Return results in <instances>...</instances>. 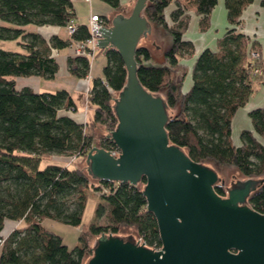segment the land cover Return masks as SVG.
Wrapping results in <instances>:
<instances>
[{"label":"trees","instance_id":"trees-1","mask_svg":"<svg viewBox=\"0 0 264 264\" xmlns=\"http://www.w3.org/2000/svg\"><path fill=\"white\" fill-rule=\"evenodd\" d=\"M104 1L113 10L123 11L119 0ZM216 1L148 0L145 17L172 36V45L164 53V64L149 63L148 49L138 47L137 78L150 92L164 89L168 107L179 106L178 114L168 120L166 131L170 142L185 147L192 160L232 165L246 177L264 175V106L249 112L253 131H241L240 145H235L231 137L233 115L247 102L254 80L261 74L253 72L261 71L259 57L251 56L254 46L237 28L244 9L254 0H224L232 28L220 39L217 50L204 49L194 59L192 85L186 93L181 91L180 60L193 53L192 45L182 40L187 13L201 16L200 26L204 28ZM171 4L174 9L168 23L165 10ZM0 20L18 27H66L74 20L73 5L71 0H0ZM106 24H110L109 19ZM89 36L85 24L77 25L66 40L52 36L48 41L19 28L0 26V40L21 38L26 51L21 54L0 48V232L7 220L24 224L13 227L7 235L0 234V264H82L84 255L92 253L88 246L91 237L117 234L121 227L134 229L146 246L161 247L156 220L147 211L140 191L143 182L136 188L128 183L91 180L82 167L50 161L52 155H65L72 161L86 156L93 145L86 128L102 125L108 132L115 128L117 119L110 103L126 80L118 52L107 48L96 54H103L106 63L101 77L94 78L89 86L86 100L93 114L85 124L63 113L77 108L68 91L36 93L29 87H16L17 77L53 78L58 65L51 51L68 48ZM67 68L71 76L86 78L90 59L72 56L67 59ZM97 146L117 151L109 138ZM88 190L99 193L95 216H105L108 225L83 226L78 244L69 249L42 221L50 218L79 226ZM215 191L225 195L218 185ZM249 204L264 214V183L251 194Z\"/></svg>","mask_w":264,"mask_h":264},{"label":"water","instance_id":"water-1","mask_svg":"<svg viewBox=\"0 0 264 264\" xmlns=\"http://www.w3.org/2000/svg\"><path fill=\"white\" fill-rule=\"evenodd\" d=\"M147 2L135 0L126 12L114 11L110 24L98 29L96 45L114 48L126 70L125 83L110 103L117 124L110 132L97 131L117 153L94 143L75 162L91 180L136 188L143 182L140 191L156 220L161 247L140 243L127 229L101 233L88 243L92 253L82 264H264V214L249 204L264 175L246 177L232 165H225L223 175L208 160H192L166 131L179 106L168 107L164 89L150 92L137 78V48L160 60L168 42L159 31L154 34L145 17ZM216 185L223 186L224 196Z\"/></svg>","mask_w":264,"mask_h":264},{"label":"crops","instance_id":"crops-1","mask_svg":"<svg viewBox=\"0 0 264 264\" xmlns=\"http://www.w3.org/2000/svg\"><path fill=\"white\" fill-rule=\"evenodd\" d=\"M130 1L131 0H119V3L121 7H127ZM71 2L73 5L74 20L77 25H88L89 19L92 14H98L105 19H109L115 11L104 0H91L90 2H86L84 0H71ZM173 9L174 5L171 4L165 10V18L168 23H170L171 21L169 15ZM187 15L188 25L185 31L183 32L182 40L189 42L192 45L193 53L189 56H184L180 60L179 75L181 77V91L183 93H186L192 85L191 72L194 59L204 49H210L213 51L217 50L220 39L224 36L228 29L232 28V26L228 22L227 10L224 5V0L216 1L215 6L207 17V23L204 28H201L200 26L201 16L195 14L193 11H189ZM240 21V24L237 26L239 32L243 33L249 38L250 44L254 46V50L259 53V59L261 63V74L257 77V79L254 80V90L250 94L247 102L242 107H240L233 115L231 137L235 145L241 144L240 133L242 130L253 131L249 112L253 109L261 108L264 106V7L261 6V0H254L252 3H250L244 9ZM0 26L19 28L26 33L38 34L46 41H48L52 36H56L62 40H66L69 38V34L66 30V27L64 26L27 24L18 27L2 20H0ZM152 27L154 34H157L159 31V35L161 37L166 36L168 42L163 49L161 58L162 60H156L151 54V52L148 50L151 56L149 63L164 64V53L172 45V36L165 30H163V28L161 29V26ZM15 40L17 42V46L15 50L10 51L25 54L26 51L21 45V38H17ZM4 50L9 49L6 48ZM62 50L63 49L51 51V55L54 57L58 65V69L54 74L53 78L45 79L39 76L17 77V89L29 87L36 93L54 92L60 89H64L68 91V93L72 96L73 99L75 96L79 97L81 93L84 92L81 78L71 76L67 68V59L73 56L72 47L70 46L68 48H65V52L61 53ZM101 75L97 77H101ZM86 78L88 82L87 86H90L92 80L96 77L92 76V79L90 81L89 73ZM67 114L74 118L73 112ZM76 114L77 122L81 123L79 120V118L81 117V113L78 110V107ZM14 225L15 222L13 221H5L0 234L7 235L13 229Z\"/></svg>","mask_w":264,"mask_h":264},{"label":"rangeland","instance_id":"rangeland-1","mask_svg":"<svg viewBox=\"0 0 264 264\" xmlns=\"http://www.w3.org/2000/svg\"><path fill=\"white\" fill-rule=\"evenodd\" d=\"M134 1L135 0H131L127 7H122V10H123L122 12H126L132 6ZM152 26L156 27L154 24H152ZM161 29H162V27H161ZM16 46H17V42L15 39L0 40V47L1 48H4V49L8 48L9 50H15ZM62 52H65V50L63 49L61 51V53ZM161 58H162V55H161ZM160 60H162V59H160ZM105 63H106V58L103 54H98L94 59H90V65H91L90 71H89V73H90L89 80L90 81L92 79V76L97 77V76L102 74V68H103V65ZM81 81H82V86H83L84 92L81 93V95L79 97L75 96L74 99H75V103L78 107V110L81 113V117L79 118V120H80L81 124H85L87 121L90 120V117H92L93 111H92V108L88 105L87 100H86V95H87L86 89H87V84H88L87 78H81ZM65 113H69V112L65 111ZM73 113H74L73 114L74 119L77 121V114H76L77 108H76V111ZM102 130L108 131L102 125L101 126L94 125V127L92 129L86 128V134L91 136L93 144L96 143L97 145H101L104 143V138H106V136H103V134L97 133V131L102 132ZM80 158H83V156ZM80 158H77L76 160H78ZM50 161L68 166L70 168L78 166L75 161L71 162L70 158L65 156V155L64 156L63 155H52ZM212 164L215 166V168L217 169L218 172L222 173L223 175L226 173L225 166H218L215 163H212ZM220 187L222 189H224L223 186H220ZM99 196L100 195L98 192H93L92 190L87 191V197H86V201H85L83 212H82L81 224L79 226H73L70 224H66L60 220L50 219V218H46L42 221L43 226L45 228L51 230L56 235L60 236L62 238L63 243L69 249L74 248L78 244L79 233H80L83 226H87V225H90L92 223L95 225L103 226V227L108 225V222H107L105 216H101L99 218H96V216H95L97 204L100 202ZM22 225H24V224L23 223H21V224L15 223L14 227H20ZM120 229L121 230L127 229L128 231H134V229L127 228V227H121ZM94 237L95 236L91 237V239H93ZM91 239H90V241H91Z\"/></svg>","mask_w":264,"mask_h":264},{"label":"built area","instance_id":"built-area-1","mask_svg":"<svg viewBox=\"0 0 264 264\" xmlns=\"http://www.w3.org/2000/svg\"><path fill=\"white\" fill-rule=\"evenodd\" d=\"M86 2H90L91 0H84ZM88 29L90 32L89 38H87L85 41H77L74 42L71 47L73 50V56H83L88 57L89 59H94L96 54L100 51V47L97 44V39L100 37V31L98 30L101 27L108 26L106 24V19L103 18L101 15L98 14H92L89 23H88ZM77 24L74 20H70L69 23L66 25V30L68 34H72L76 31ZM251 56L253 58H258L259 54L255 51L251 52ZM255 74H260L261 71L259 69H254L253 71ZM89 87L87 86L86 93H88ZM113 153H117V151H112ZM71 161L74 160L73 158L70 159ZM141 241L140 243H143L146 245V243L143 241L141 237H138ZM2 239L0 238V244L2 243Z\"/></svg>","mask_w":264,"mask_h":264}]
</instances>
